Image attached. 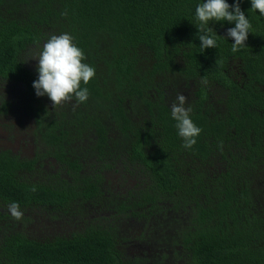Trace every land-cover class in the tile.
<instances>
[{"label":"trees","instance_id":"trees-1","mask_svg":"<svg viewBox=\"0 0 264 264\" xmlns=\"http://www.w3.org/2000/svg\"><path fill=\"white\" fill-rule=\"evenodd\" d=\"M203 2L0 0V130L29 146L0 145V217L23 213L0 225V264H264V15L240 0L246 45L210 21L200 52ZM63 33L95 76L85 102L53 106L33 57ZM178 94L202 129L191 149ZM39 215L63 233L29 239Z\"/></svg>","mask_w":264,"mask_h":264},{"label":"clouds","instance_id":"clouds-1","mask_svg":"<svg viewBox=\"0 0 264 264\" xmlns=\"http://www.w3.org/2000/svg\"><path fill=\"white\" fill-rule=\"evenodd\" d=\"M251 9L264 15V0H251ZM195 16L199 21L198 31L204 33L199 35L200 52L206 48H217L215 37L209 35L212 31L208 27L210 21L235 22V27L227 29V37L234 39L231 49L233 53L246 45L251 24L240 7V0H236L234 5H230L227 0H205L197 5ZM73 39L68 33L52 35L39 55L33 57L38 59V79L33 81V88L37 96L47 95L53 106L70 101L73 97L80 103L85 102L89 92L86 87L81 88V82L86 85L95 76V69L83 62L86 59L85 54L73 43ZM186 99L183 94L177 95V102L171 105V116L176 121L178 135L183 140L182 146L191 149L202 129L192 121L191 108L185 107ZM9 211L15 219L22 218L23 213L17 203H11Z\"/></svg>","mask_w":264,"mask_h":264},{"label":"flooded vegetation","instance_id":"flooded-vegetation-1","mask_svg":"<svg viewBox=\"0 0 264 264\" xmlns=\"http://www.w3.org/2000/svg\"><path fill=\"white\" fill-rule=\"evenodd\" d=\"M0 139H1L0 145L2 146L4 144L2 142L1 137ZM9 139H10V136L7 134L6 146L12 148L13 151H16L17 149L15 148L14 143L10 142ZM0 204L2 205L0 207H3L4 203L0 201ZM2 214L3 216L0 217V225H5V227L12 228L13 223H14L13 221L14 217L13 216L10 217L8 210H3ZM34 218L37 219L36 221L37 223H40V221L42 220V224H34V223L28 224V226L26 227L27 229H24V233L28 236L29 239L33 238V239H38V240H46L48 238L54 237L57 234L63 233V231H60L61 225L60 227H58L57 224L55 222L52 223L50 219L40 217V215ZM44 225L47 227H45ZM21 227H22V224L19 222V227L17 226V228H21ZM52 227L55 228V230H49ZM7 231H10V230H7ZM4 235H5V230H0V237Z\"/></svg>","mask_w":264,"mask_h":264},{"label":"rangeland","instance_id":"rangeland-1","mask_svg":"<svg viewBox=\"0 0 264 264\" xmlns=\"http://www.w3.org/2000/svg\"><path fill=\"white\" fill-rule=\"evenodd\" d=\"M24 136V135H23ZM0 137L2 138V142L4 145L7 144V132L4 131V130H0ZM23 138L19 136V138L17 139V141L15 142L14 146L17 150H23L24 152L26 153H29V146H26L24 143H23ZM45 226V225H44ZM47 227V226H45ZM49 230H55V228H50ZM144 248V249H143ZM140 250L143 252L147 251V248L146 246H143L140 248Z\"/></svg>","mask_w":264,"mask_h":264}]
</instances>
